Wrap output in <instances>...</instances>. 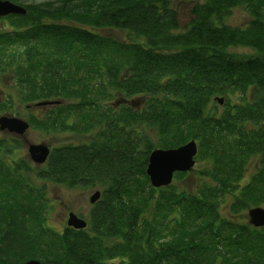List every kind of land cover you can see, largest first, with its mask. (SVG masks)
Returning a JSON list of instances; mask_svg holds the SVG:
<instances>
[{
    "label": "trees",
    "instance_id": "obj_1",
    "mask_svg": "<svg viewBox=\"0 0 264 264\" xmlns=\"http://www.w3.org/2000/svg\"><path fill=\"white\" fill-rule=\"evenodd\" d=\"M0 1L27 11L0 17V114L60 102L30 128L92 139L42 167L0 140V264H264V0H197L184 29L186 0ZM192 141L196 175L153 188L150 155ZM49 184L101 190L86 230L49 227Z\"/></svg>",
    "mask_w": 264,
    "mask_h": 264
},
{
    "label": "water",
    "instance_id": "obj_2",
    "mask_svg": "<svg viewBox=\"0 0 264 264\" xmlns=\"http://www.w3.org/2000/svg\"><path fill=\"white\" fill-rule=\"evenodd\" d=\"M27 11L24 7L15 5L10 2L0 1V17L9 16H26ZM223 104V100H220ZM59 105L58 102H47L34 106L37 108L51 107ZM30 130L28 122L10 117L3 116L0 118V131L11 135L24 138ZM30 160L37 166L45 165L51 155V150L46 145H30L28 148ZM198 155V146L195 141L190 142L176 150H156L150 155L147 175L151 185L155 189L168 188L173 185L176 174H187L194 171L196 166V157ZM101 198V193L97 192L90 199V203L95 205ZM249 223L252 227H264V209H252L248 213ZM68 228L82 231L88 228V223L71 213L67 221ZM26 264H43L40 261H29Z\"/></svg>",
    "mask_w": 264,
    "mask_h": 264
},
{
    "label": "rangeland",
    "instance_id": "obj_3",
    "mask_svg": "<svg viewBox=\"0 0 264 264\" xmlns=\"http://www.w3.org/2000/svg\"><path fill=\"white\" fill-rule=\"evenodd\" d=\"M197 0H186L179 4V10L180 13V23L182 25L181 29H184L190 22L191 18L189 16V10L194 5V3H198ZM249 15L244 10H236L233 15L227 19L226 23L231 26H242L249 22ZM239 55H249L253 54V51L251 50H238L233 51ZM7 82L4 80H0V98H4V93H7L6 87ZM59 103V102H58ZM220 106V105H219ZM223 106V104H222ZM30 111H32L33 114H37V109H27V107H22L18 110H16V115L13 114L14 118L22 119L24 121H28V116ZM40 112V111H39ZM38 112V113H39ZM2 117V114H0V118ZM14 138L17 139L22 146V152L18 153V157H23L28 161L30 160L28 148L30 145H46L51 150L73 145V146H79L88 144L92 141L90 137L86 136H78L73 134H66V135H58V136H46L45 134L39 133L35 130H30L28 134L21 139L16 138L15 136L8 135V133H2L0 131V140L6 139V138ZM198 170V168H195ZM195 173V172H194ZM192 173L191 175H196ZM253 173V166L251 165L248 173L246 175L247 181L250 179L251 175ZM49 189V199L51 200L52 209L49 213V221L48 225L50 228L54 229L55 231H63L66 226V222L68 220V216L70 213L76 214V216H79L80 218L84 219L88 222L90 213L92 211V205H90V199L95 195L97 192H101L100 189H68L66 187L62 186H56L52 184L48 185ZM224 215H226V212H224Z\"/></svg>",
    "mask_w": 264,
    "mask_h": 264
}]
</instances>
